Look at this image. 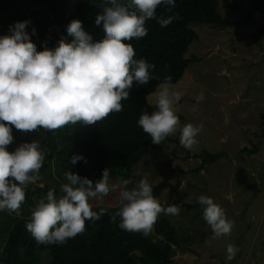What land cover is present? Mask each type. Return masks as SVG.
Returning a JSON list of instances; mask_svg holds the SVG:
<instances>
[{
  "label": "clouds",
  "instance_id": "1",
  "mask_svg": "<svg viewBox=\"0 0 264 264\" xmlns=\"http://www.w3.org/2000/svg\"><path fill=\"white\" fill-rule=\"evenodd\" d=\"M102 9L94 23L104 35L94 39L79 19L67 25V37H61L54 47L37 49L30 38L36 32L27 29L30 20L9 25V31L0 35V211L20 215V206L26 190L41 180L46 151L37 140L24 141L9 151L13 142V126L22 134L38 129L53 131L66 125L82 123L94 125L110 113L123 109L122 100L128 99L130 89L145 85L155 78V65L137 58L133 38L148 33L146 22L157 19L161 26L169 25L174 15L157 16V8L167 11L176 0H91ZM70 37V39H69ZM182 92L166 77L154 93L155 108L143 111L138 126L151 137L152 143L161 144L179 130V143L192 150L203 125H181L178 104ZM87 163L83 154H74L71 163ZM66 182L57 196L49 188L31 211L25 227L38 244H63L85 231L86 221H95L108 212L93 201H102L110 192L118 190L115 211L110 219L119 218L118 227L128 232L148 236L161 215H177L178 204H166L155 195L153 184L145 176L138 181L122 179L112 182L109 167L98 179L81 176L66 170ZM131 185V186H130ZM198 202L203 218L211 227L213 239L229 235L234 222L225 210L208 195L201 194ZM239 248L226 246V260L235 258Z\"/></svg>",
  "mask_w": 264,
  "mask_h": 264
},
{
  "label": "rangeland",
  "instance_id": "2",
  "mask_svg": "<svg viewBox=\"0 0 264 264\" xmlns=\"http://www.w3.org/2000/svg\"><path fill=\"white\" fill-rule=\"evenodd\" d=\"M53 1L58 0H37L33 8L41 6L51 14L48 5ZM252 5L253 0H219L221 14L233 26L192 25L199 39L192 43L187 57L200 60L174 85L182 92L178 104V113L184 117L181 125H203L193 149L179 143L178 130L163 149L151 151L149 165L142 161L134 167L136 178L124 169L110 170L115 184L145 176L153 185L168 183L156 193L161 202H167L173 186H178L174 197L180 212L167 216L183 239L184 250L177 252L173 264H264V37L260 42L256 39L264 27V15L255 10L249 14ZM20 6L19 11L31 14ZM48 33L49 37H62V26H51ZM44 131L22 134L13 126L14 140L8 150ZM255 147L256 152H248ZM205 152L221 153L222 157L202 168ZM201 194L212 197L234 222L229 235L212 238L198 202ZM117 198L118 190L92 203L114 207ZM4 240L1 236L0 244ZM229 243L239 248L231 261L226 260Z\"/></svg>",
  "mask_w": 264,
  "mask_h": 264
},
{
  "label": "trees",
  "instance_id": "3",
  "mask_svg": "<svg viewBox=\"0 0 264 264\" xmlns=\"http://www.w3.org/2000/svg\"><path fill=\"white\" fill-rule=\"evenodd\" d=\"M36 4L37 0H0V35L8 33L9 25L14 22L30 20L27 29L31 32L32 27H35L36 32L30 38L36 43L37 49L45 46L42 42L51 48L61 37H49V28L60 24L62 37H67V26L64 23L73 19L81 20L94 39L104 35L102 28L94 23L96 14L102 9L91 0L53 1L48 5L51 14L41 6L33 8ZM20 5H24L31 14L19 11ZM68 5L70 9H67ZM253 10L264 15V0H253L252 7L248 9L249 14ZM160 15H174L176 18L167 26H161L157 19H151L146 22L149 29L146 36L129 41L137 58H144L155 65V78L145 85H136L134 82L128 99L122 100L123 109L120 112L110 113L94 125L78 122L53 131L45 129L41 138V135L33 134L30 140H39L47 153L40 169L41 180L26 190L20 215L0 211V238L4 236L5 239L0 244V264H173L177 252L184 250L183 239L167 215H161L153 231L144 236L139 232L120 229L119 218L115 222L110 219V213L116 210L115 207L106 205H97L95 210L106 207L108 212L98 220L86 221L85 231L63 244H38L25 227L31 218L32 209L49 188H54L57 196L62 195L60 186L66 181V170L95 180L102 175L103 168H118L136 178L133 175L134 167L142 161L149 165L151 151L166 146L169 137L161 144L152 143L151 137L137 124L139 116L145 110H154L155 105L150 98L166 77H171L173 85L177 84L187 68L200 60L198 57H187L190 46L199 39L192 25L207 24L226 28L234 23L221 14L219 0H176L171 11H167L165 6L158 7L157 16ZM263 37L264 27L256 39L260 42ZM178 115L180 119L184 118ZM257 150L258 147H255L248 152ZM74 154H83L87 163L78 160L72 164L71 157ZM203 154L202 168L222 157L221 153ZM168 185L166 182L153 185L154 195ZM177 187L171 189L166 204L176 203L174 193ZM186 207L192 208L194 205L186 204Z\"/></svg>",
  "mask_w": 264,
  "mask_h": 264
},
{
  "label": "water",
  "instance_id": "4",
  "mask_svg": "<svg viewBox=\"0 0 264 264\" xmlns=\"http://www.w3.org/2000/svg\"><path fill=\"white\" fill-rule=\"evenodd\" d=\"M0 10H1V12H2V9H1V7H0Z\"/></svg>",
  "mask_w": 264,
  "mask_h": 264
}]
</instances>
